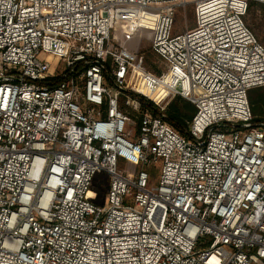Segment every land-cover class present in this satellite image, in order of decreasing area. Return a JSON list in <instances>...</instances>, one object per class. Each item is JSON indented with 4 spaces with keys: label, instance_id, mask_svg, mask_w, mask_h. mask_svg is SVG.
<instances>
[{
    "label": "built area",
    "instance_id": "obj_1",
    "mask_svg": "<svg viewBox=\"0 0 264 264\" xmlns=\"http://www.w3.org/2000/svg\"><path fill=\"white\" fill-rule=\"evenodd\" d=\"M251 1L0 0V264H264ZM176 95L196 107L188 136L166 119Z\"/></svg>",
    "mask_w": 264,
    "mask_h": 264
},
{
    "label": "rangeland",
    "instance_id": "obj_2",
    "mask_svg": "<svg viewBox=\"0 0 264 264\" xmlns=\"http://www.w3.org/2000/svg\"><path fill=\"white\" fill-rule=\"evenodd\" d=\"M261 3V2H260ZM193 3H190L186 9H180L175 15V26L178 28V31H183L185 28L194 26V14H193ZM155 16L149 14L146 10H141L139 12V24L141 26L153 27ZM246 22L249 27L252 29L254 34L264 45V3L257 4L254 6V11L250 12L246 17ZM119 39H124V36L119 34ZM128 46L132 50H137L145 55V60L147 57H150L152 60H155V57L151 51L149 39L145 36H140L139 34L132 37ZM153 62V61H152ZM259 113L256 117H264V102L258 103ZM254 114V113H253ZM119 170L122 171L124 168H128L127 164L119 162ZM161 164H157L155 168L147 169L153 184L158 183V178L160 174ZM131 170H133L131 168ZM110 175L103 171H97L93 178L91 185L92 197L91 201L95 204L104 205L107 203V193L110 189Z\"/></svg>",
    "mask_w": 264,
    "mask_h": 264
},
{
    "label": "trees",
    "instance_id": "obj_3",
    "mask_svg": "<svg viewBox=\"0 0 264 264\" xmlns=\"http://www.w3.org/2000/svg\"><path fill=\"white\" fill-rule=\"evenodd\" d=\"M257 4H261L257 1H251L248 7V13L254 11V6ZM246 15V17H247ZM245 17V20H246ZM153 60L150 57H147L146 66L150 70H154ZM249 102L252 107V111L254 115L259 113L258 103L264 102V86L254 87L248 92ZM196 112L195 105L184 98L183 96L176 95L168 104L166 108V119L167 121L173 125L181 134L184 136L189 135V122L191 121L193 115ZM258 119H263L264 117H256Z\"/></svg>",
    "mask_w": 264,
    "mask_h": 264
}]
</instances>
